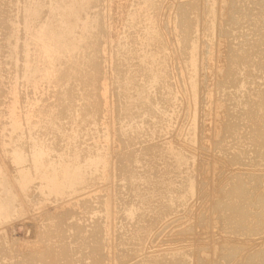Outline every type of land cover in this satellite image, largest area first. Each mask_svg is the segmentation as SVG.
<instances>
[{"label":"rangeland","instance_id":"374dc122","mask_svg":"<svg viewBox=\"0 0 264 264\" xmlns=\"http://www.w3.org/2000/svg\"><path fill=\"white\" fill-rule=\"evenodd\" d=\"M1 1V5H3L4 3L6 4H4L5 10L4 8H2L3 6L0 5V10L3 9L2 12L4 11V16L1 14L2 12L0 13V19L2 17L1 20H4V22L1 21L3 24L0 23V43L2 44H0V51L2 56L3 53L5 54L4 58L6 59L2 58V61H0V71H2V73L0 72V76H5L4 78L0 77V95H2L1 97H3L0 98V133L4 132L3 134L7 138L2 136L3 134H1L0 136V141L4 139L3 143H5L4 145H2L3 147L0 145V147H2L0 148V152L2 153L0 154V209L4 207L0 210V217H2L0 218V220L2 219V221H4L3 219H6V221H9H5L4 223L0 221V223L3 224H0V264L2 262V264H264V224L260 225V221L264 222V151L262 152L261 156H258V154H256L255 152V148L249 145L247 142L248 140H251L250 135H246L248 131L250 132V129H248L247 127H251L253 126V124H257L258 127L260 125L264 127V0H238L239 3L241 1V3H244V5L246 4L247 6H244L243 4L242 6L241 3L239 4L238 2V5L234 4V1L236 2L237 0H127L128 3L126 2V0H96V3H94V5L97 7H93L92 5L93 10L90 9L91 12L89 11V15L93 17L95 16L93 12H96V14H98L97 18L100 22V25L99 27H97L98 29L95 28L96 30L94 29V31L90 29V31L92 30L93 32L91 31L92 33H89L91 35L94 34L91 36L93 38L91 46L87 45L88 49L86 51L83 50L84 48L75 51L76 60L73 61L77 63H72L73 66L69 65L73 81H70L71 77H64L66 76V74H69V72H66L65 66L63 65L61 67H55V74L53 72L54 75H51L50 79L47 78L50 80L49 82H47L48 80L45 79L43 81H46V83H44L43 81L41 82L40 80V83L42 85H40L39 80H35L33 82L28 81L27 83L24 78L25 76H23L24 73H22L23 75H20L19 71L16 70L18 67V69H21V65H23L24 67V65L26 64V61L24 62V49L22 53L21 45L23 43L22 41H24L23 39H25V36L28 33V29L24 26V24H18V22L20 21H17L20 20L22 16L21 13H23L20 8V5L22 7L23 1ZM48 1L50 0H46V3H44L43 0L44 5H47V7L43 6V8L49 9L47 4ZM52 1L55 0H51V2ZM60 1L57 0V2L63 4V0ZM69 1L70 0H65V2L68 3ZM51 2H49L50 6L51 4L53 5V3H55ZM11 3V7L15 8H13L14 11L17 10L19 13L21 12L19 14L17 11H15L18 14H12L14 16L16 15V18L14 16H11V12L8 11H12L11 7H9ZM141 3L144 5V7ZM14 4H19V8ZM123 4L126 6V8H124L125 6ZM54 5L57 6L56 3ZM127 5L129 6V8ZM188 6L189 8L192 6V10L188 9ZM96 8L97 11L94 10ZM123 8L125 9V11ZM221 8L223 9L222 13ZM45 9L44 12L47 13V10ZM133 9L138 12V16H140L141 14L140 17H137L138 19L134 17L135 22L134 20L130 21V17L133 16ZM123 12H127L128 16L125 13L126 16L123 17ZM4 13H8L10 19H8L9 17L6 18V15L8 16V14L5 15ZM99 15H101V17ZM129 15L131 16L129 17ZM3 17H5V19H7L6 21L8 22L11 19L12 23L16 22L17 26L14 27L13 25V27L17 29V31L15 29H12V31L14 30L12 34L11 30H7V28L9 27L7 26L8 24ZM244 18L247 19H245L246 22ZM131 22H134V24H132L135 25L137 29H135V27H131ZM4 23L5 26L3 27ZM88 23L89 22H85L86 25ZM21 25L26 28V33L23 32L25 29L24 27L23 29H21ZM128 25L130 27H128ZM3 28L6 30H3ZM6 31L10 32L9 35L8 33H6ZM20 31H22L23 34ZM135 31L137 33L140 31L141 33L139 32L137 34ZM133 32L134 35L137 34L136 37L138 39L134 35L132 36ZM14 33L18 35L16 36L14 35ZM10 34L18 37V39L14 41L16 37H14L13 39V36L11 37ZM3 36H5L6 38H3ZM8 36L9 38H11L8 39ZM20 37H22V41L20 42L21 45H19L20 43H18L21 40ZM94 37L96 40L98 39L97 42ZM142 38L147 41L145 42V45L143 44L144 40ZM10 40L14 41H12V46H14L15 44L13 49L9 48V46L12 47V43L9 44V42H11ZM62 40H64V38H62ZM133 40L134 43L132 44ZM129 41H131L130 47H128ZM17 43L19 46L16 45ZM146 43L148 45V48L146 47ZM8 44L9 46H7ZM224 44L227 53L225 55L222 54ZM124 45H126L128 49ZM142 45H144V49H148H146V52L143 49ZM190 45L194 46L190 48ZM92 46L94 51L93 49H91ZM133 47L137 48V50L139 49L140 52L142 50V53H140V60L144 62H142L144 65L152 62L153 66L151 68H153V71L150 74H142V76L140 77L138 74V82L136 81L137 83H135L139 84L140 86L143 85L142 88L145 89L146 92H149L146 93L143 90L144 94L146 95H141L143 98H141L140 101L142 102H140L138 105L139 107H141H137L131 117L126 116L123 109L126 108V105H128L125 101L126 99L124 100V95L126 96L125 91L127 90L126 85L129 86L130 84L131 89L129 92H131V95L135 98H137V91L139 90L138 87L135 88V83L133 84L134 77L130 76V73L132 75V73H134L133 70L137 67V65L140 64V62L138 61L137 64L134 65V62L138 60H136V53H139V51L137 52L136 49L132 50L131 48ZM193 47L196 51V54H194L195 56L192 55L194 53V51L192 50ZM15 49H17L18 51ZM130 49L131 52H128L130 51ZM189 49H191V51H189ZM95 50H97L96 53ZM15 51H17L18 53ZM80 51L82 52L79 53ZM9 52H11L12 54L17 53V55L21 53L20 58L17 55L13 54L14 56H16V59L19 58L20 60H14L11 53L9 57ZM86 52L89 53L87 54ZM144 52L147 55H144ZM147 52L150 53V56H152L150 57L151 60H149L150 58H147V56H149ZM82 53L85 54L87 60L85 57H82L84 58H81L82 60L80 59V57L83 55ZM90 53L91 55H89ZM126 53L130 54L131 59ZM131 53H133V55L136 54V57L131 55ZM92 54L93 56H98L97 59L96 56L91 57ZM124 54L128 57L124 56ZM122 55L124 56L123 58ZM88 56H90L91 58ZM142 57L144 60H142ZM99 58L101 61L99 60ZM124 58H129L130 60H125ZM192 58H195V62ZM21 59H23L22 62H20ZM221 59L224 60V69L222 71L219 70L222 66ZM3 60H5L4 62L6 65L3 64ZM7 60H10L12 64ZM78 60H81L83 62H79ZM93 60L95 64L93 63L94 65H90L88 62H93ZM128 60L129 63L131 62V60H135L134 62H132V65H134V67L132 66L133 68L131 67V63L128 64L127 62H125V64L127 63L126 66L125 64H123L124 61ZM14 62H16L17 65ZM190 62L193 63L192 65L194 66H191ZM118 64H120L119 66L122 65V70H120L121 68L118 66ZM13 65L15 68H13ZM74 65L77 70H75V68H72L74 67ZM7 66L10 69H8ZM191 67L194 68L192 69ZM235 67H238L239 72L238 70L237 73L233 72V70L236 69ZM60 68L63 74L59 75ZM13 70L18 72H15ZM73 70L75 71V74H73ZM135 70H137V68ZM82 72L84 73L82 74ZM126 72H128L129 74ZM15 73L16 75L19 74L17 77V80L19 81L16 80V75H14ZM123 73H125V76ZM72 74L73 76L75 75L74 78ZM118 74H121V77L120 75L118 76ZM91 76L95 80L90 78ZM127 76H129L131 79H129V77ZM63 77L64 79H62ZM151 77L154 78L152 79ZM89 79H92L91 83L89 82ZM23 80L24 82L26 81L27 84L24 83ZM139 80H141L140 83L142 84L139 83ZM146 80L148 82L147 84ZM232 80L238 83L245 82L246 84L244 87H242L241 91L243 92L240 91L241 94L244 92L245 93L239 95V98H242H238L237 101L240 100L241 105L237 102V108H243L245 106L244 108H247L246 110H250V108H248L247 106L250 105L252 107V111L254 112L253 114H256L257 116V112H255L254 107H259L258 111L260 112L258 114L260 118L252 124L249 119L246 120V110L243 108L244 113L242 112V114V110L240 109L238 111L237 109V111L239 112L237 115L239 117H237V115L236 117L240 118L239 121L242 123L241 124L239 121L237 122V124L240 126L239 129L245 128V131L244 129L239 130V133L243 130V132L240 133L241 135H231L225 128H223L221 132H218L220 131L219 105L221 102V91L219 90H221L220 87L226 86V83H228V87L230 88ZM29 82L31 83L29 84ZM149 82L151 84L154 83V87ZM222 83L223 85L220 86ZM11 85H13L12 87H14L12 90L10 89ZM32 85L33 87L39 85L37 86L39 87V90L37 91V89L31 87ZM152 87L154 88L153 90ZM101 88H103L104 90ZM229 88L228 91L232 89V86L231 89ZM27 89L29 90V92H27ZM96 89H99L100 91H97ZM10 90L11 92H16L14 93L16 96L13 94V92H9ZM64 90H67L69 92L65 93L66 97L64 94L62 96V93L65 92ZM232 90L234 91V89ZM134 91H136L135 94L137 93V95L134 94L135 96L133 95ZM150 91H152L151 94ZM38 92L41 93L38 94ZM9 93H11V96ZM17 93H19L20 95ZM28 95L30 97H28ZM12 96L13 98L16 97L17 99L13 100ZM31 96H33L34 98H31ZM117 97H119V99ZM228 99L231 100L230 97ZM15 100H19V105L16 104L17 102L15 103ZM229 100L227 104H229ZM10 101L11 104L9 103ZM35 101H38V103H36ZM4 102H7V105H5ZM24 102L27 104L29 102L27 106L28 108H31L30 103L32 107L37 104L38 107L36 106L35 109H42V115L36 116V113L34 114L36 118L33 115L31 116V113L33 114V112L32 110L29 112L26 109L27 107L25 106ZM141 103L142 105H140ZM16 105L19 107V110H16V108H18ZM7 106H10L8 107V112ZM22 108L26 109L27 112ZM62 108H64V110ZM139 110V114L136 113ZM16 111L18 112V114L20 111H22V113L26 115H23L25 118H22L23 116H20L22 115L21 112L19 115L16 114ZM6 112L9 114H6ZM14 112L16 114L15 117H13L15 115ZM12 113L13 115H11ZM140 113H143L144 115H141ZM83 114L86 118L83 116ZM87 114L90 117H87ZM95 114L97 115L95 116ZM11 116L13 118H11ZM40 116H42L43 119ZM53 116L56 118H52ZM80 116L87 120H84ZM29 117H31L32 119L30 118V120ZM8 118L10 119L8 120ZM14 118L16 120H14ZM19 118L23 119L22 123L21 121H19ZM45 119H47L48 121ZM57 119L59 120L55 121ZM65 119L67 120L64 121ZM10 120H14L15 122L17 121L16 123H18L19 121L20 124H18L17 126L14 121L11 122ZM43 120L45 121V123H43ZM129 120H131V123L128 122ZM7 121H10L9 124ZM23 121L25 123L27 121V124L25 125ZM33 121L34 128L33 126L30 127V125H33ZM82 121L88 123L85 124ZM104 121L106 122L104 123ZM227 121L228 118L225 121L224 127ZM78 123H80L81 125ZM83 124L87 127H85ZM14 125L16 126L14 127ZM80 126L82 128H80ZM128 126H131L130 130H128ZM9 127L15 128L10 129V131L12 130L13 132L11 131L10 133L8 131ZM2 128L3 130H5L1 131ZM16 129H18L19 133ZM134 129H136L137 132ZM27 130L28 133H26ZM36 131H38V133ZM129 132L130 134H134V136L129 135ZM9 133H14L15 135L13 134L11 138L10 136H8L10 135ZM16 133L20 134V137L22 138H20ZM56 133L60 136L58 137ZM69 133H73L74 136L73 134H70L68 136ZM238 135L242 137L246 135L243 138L242 143L240 144ZM30 136L34 138H37L38 136L40 138L34 139ZM61 136L62 138H60ZM67 136L72 138H68ZM13 137H19L23 140H20L19 138H17L16 140V138L14 139ZM32 139L35 142L37 141V143L39 142V148L37 146V148H35L34 145H37V143H32ZM7 140L9 143L7 142ZM12 140L16 143L15 145H18L15 146L17 147V149L13 146L14 142ZM39 140L42 143H40ZM43 141L46 142L44 143ZM80 142L82 144H80ZM0 143L2 144V141ZM7 144H10L11 146ZM76 144L78 148H75ZM42 145L44 146L42 147L43 150L40 147ZM46 145L47 149L45 148ZM6 146L7 148H9V153H6L8 152ZM12 147L16 149L15 153H17V160L15 161L13 160L15 159L14 156H16L13 152V150L15 149L12 150ZM49 147L51 148L49 149ZM33 149L34 151H36L37 149L36 153L34 152L36 157H39L37 155H40L42 153L40 156L42 158L43 154H45L44 151L46 152L47 150L50 151V156L52 154L53 155L52 157L48 156L49 152L47 151L44 155L46 157L44 158L43 156V158L45 159V161H48L44 162V160H42L43 158H38V161L34 156V153L32 152ZM17 150H21V152L24 151L22 155L25 154V156L27 157L19 155ZM159 150L162 151L159 152ZM10 151L11 153L13 152V157H11L12 154L10 153ZM77 151H80V153H78ZM87 151L91 153L89 154ZM71 152H73L72 154H74V157L80 154V159L78 158V156L77 158L81 161V164L83 163L82 161L87 160L88 155L90 156L91 154H95V158L98 157L97 160L100 159L101 161L98 160L97 165L95 164L96 166L91 168L88 165L89 161L87 160L86 162H84L85 169H83L84 167H81L80 161L77 162L78 159L72 157V154H69ZM86 152L88 154H86ZM3 153L5 154L3 155ZM237 153H240V155L243 154V158H241L240 156L239 158L241 160L239 159V161L235 160L233 156L238 155ZM56 154L57 156H55ZM2 155H7V159ZM62 155L64 156L62 157ZM69 155H71L73 159H70ZM19 156H21L20 160H18ZM31 156L35 157L33 161V158L31 159ZM47 156L48 158H50L47 159ZM86 156L87 158H85ZM104 156L107 157L103 159ZM143 156H149L148 158L150 161L148 160V158L144 159ZM22 157H25L24 159L29 160L26 161ZM56 157H58L59 159L62 158L63 160L66 159L67 161L65 160L66 163L65 161H62V163H60L61 159L59 160L60 162H58V158L56 159ZM51 158L57 161L52 162ZM68 159H70V162ZM22 160H24V162ZM30 160L33 164L29 162ZM34 161L36 162L34 163ZM27 162H29L30 164H28ZM40 162H42V164H40ZM19 163H22L23 165H20ZM51 163L53 164V166L51 165ZM59 163L62 166L59 165ZM86 163L88 166L86 165ZM143 163L145 164L143 165ZM25 164H27L28 166ZM31 164L32 166L35 165L34 169ZM64 165H68L69 167H65ZM36 166H39L40 169L38 170V167L36 168ZM86 166L90 169L89 172L88 168L86 169ZM3 167L6 169H4ZM10 167L12 169H10ZM43 167L46 169L45 171L42 170L44 169ZM62 167L65 172H63L64 170H62ZM20 168L21 171L19 170ZM50 168H53L52 171L50 170ZM56 168H59L60 170ZM78 168L79 170H77ZM80 168H82L84 171L87 170L88 175L91 173L90 175L93 176L96 173V176L94 175L95 178L93 179L94 176L90 177V180V178H87V176H85L87 175V172L84 173L82 169L80 171ZM24 169H27L28 171H26L25 173L22 171ZM32 169L33 172L31 171ZM18 170L19 174L15 172ZM35 170H37V173ZM49 170L51 172H54L51 174ZM55 170H59L60 172L57 171L55 173ZM6 171H14V176L11 175L13 173L10 172L11 174L9 175ZM38 171L39 173L40 171L41 173L43 171L46 174L47 178L46 176L44 177L45 174L41 173L40 174L43 177H40L41 175H39ZM48 171L50 172L49 174H47ZM66 171L67 173H69L70 171H76V173H78L76 175L75 173L72 174V172H70L72 175L69 174L70 176L66 175L63 177ZM101 171L104 172L105 175ZM27 172H31L33 174H28ZM6 173L8 174V176H11L9 177V180L7 177H3L7 176ZM34 173L37 174V176H35ZM81 173H84L82 174L84 175V178L82 176H79V174L81 175ZM23 174L25 175V177ZM133 174L136 175V179L134 178L135 176H133ZM16 176L17 178H15ZM26 176H28L32 182L28 179L30 181L29 182L26 179ZM66 177H68L69 179H73L68 180V178ZM79 177L81 179H79ZM23 178L25 179V182H27L24 184V186L26 187L27 184L30 185L27 188H25L24 186L22 187L21 185V189H23L22 192V190L19 189L20 184L24 183L21 182L24 181ZM40 178H44L46 180L42 179V181H40ZM140 178H142L143 180L141 179L138 181L137 179ZM63 179H65L67 183ZM77 180L78 183L76 182ZM92 180L93 182H90ZM239 180L242 184L238 183ZM84 181H87V183H85L87 185L81 183ZM134 181L139 182V185L140 182H142L139 186L142 192L139 190V188H137V190L141 194L135 190V187L138 186L136 183L134 187ZM4 182H6V184ZM34 182L37 183L33 184ZM68 182L72 184L73 188ZM234 182H237L240 188V197L238 199H231L233 197L232 184ZM18 183L19 186L16 187ZM31 183L35 186L31 187ZM74 183L78 186H76ZM79 183L81 186L79 185ZM4 184L6 187L7 185L9 186L6 188L7 192L6 189H3L5 188ZM62 184L67 186L69 185L70 188L69 186L68 188H66L67 186L65 187ZM37 185H42L43 187H38ZM56 187L60 188L57 189ZM76 187H78L79 189L77 190ZM17 188L21 193H18L19 191L16 190ZM28 189L29 192H27ZM9 190L10 192L8 193ZM3 191L4 193L6 192L5 195L3 194ZM156 191H162L163 195H161L162 193H158V195L156 196L154 194V192ZM136 192L139 194H137ZM23 193L25 194V197L27 196L28 198H25L22 195ZM10 194H12V197H10ZM91 195H93V197ZM76 196L78 197L76 198ZM104 196V201L106 202L102 204ZM11 198L13 201V204L11 203V207L13 205V208L10 207V204L7 205V203H10ZM67 198L70 199L68 200ZM25 199H27L28 203L24 201ZM97 199H99L100 201ZM230 202H232L234 205H241L243 207L246 213L245 219L228 220L226 218L228 215V211L225 209V204ZM3 204L5 206H2ZM6 207L9 210H7ZM8 207L14 209L12 210L14 212H11L10 208ZM89 210L91 212H89ZM2 211L5 212V214H2ZM7 211H10V213L7 214L9 216L6 215ZM62 211L67 215H64ZM12 213H14V215ZM92 215L94 217H92ZM71 216L74 219H71ZM10 218H12L13 220H11ZM88 218L90 221L88 220ZM95 218L96 220H94ZM65 220L67 223L65 222ZM34 226L36 229L34 228ZM69 227L72 230H70ZM82 229H84L85 231ZM86 230L89 232H87ZM90 231L94 233L92 234L90 233ZM87 235H89L90 238L89 236L86 237ZM48 237H50L51 239H49ZM46 248L52 249L47 250ZM60 249L63 251H61ZM53 251H55L56 253ZM65 251L68 253H66ZM50 253H53L54 256L51 254L50 257ZM57 253H59L60 256L57 255ZM56 255L58 257H56ZM145 261L148 263H146Z\"/></svg>","mask_w":264,"mask_h":264},{"label":"bare ground","instance_id":"6f19581e","mask_svg":"<svg viewBox=\"0 0 264 264\" xmlns=\"http://www.w3.org/2000/svg\"><path fill=\"white\" fill-rule=\"evenodd\" d=\"M1 1V0H0ZM23 1V2H22ZM22 1H19V2H22V7H21V5H20V8H21V11L23 12V13H21V18H20V20H17V21H20V22H18V24L20 23V24H24V26L28 29V33H27V35L25 36V39H23L24 41H22V37H20L21 38V40L18 42V41H16V42H18V43H20L21 41L23 42L22 43V45H21V43L19 44V45H21L22 46V49H21V52L23 51V49H24V58H25V60H24V62L26 61V64L24 65V67H23V65H21L22 67H21V69H16V70H18L19 71V73H20V75L22 74V73H24V75L23 76H25L24 78H25V80L27 81V83H28V81H37V80H39V83H40V80H41V82L45 79V80H48L47 82H49L50 80V77H51V75H54L55 74V67L57 66V67H61V66H65V70H66V72H69V74H66V76H64L65 78L67 77V78H70L71 77V69H70V67H69V65H71V66H73L72 65V63H77V62H75V61H73V60H76V58H75V51L76 50H78V49H82V48H84L83 50L84 51H86L88 48V46L87 45H89V46H91V44H92V35H94V34H90L89 32H91L92 30L94 31V29L95 28H97V27H99V25H100V22L98 21V14H96V12H93L94 14H95V16H96V18H95V16H90L89 15V13L91 12V10L90 9H92L93 10V8H92V5H93V7H97V6H95L94 5V3H96V0H70L69 1V3L68 2H65V0H63L62 2H63V4L61 3H59V2H57V0H55V1H52L51 2V0L50 1H48V7H49V9H45V8H43V6H46L47 7V5L45 4L44 5V3H46V0H44V3H43V0H22ZM60 1V0H59ZM68 1V0H67ZM132 1V0H131ZM137 1V0H136ZM141 1V0H140ZM242 1V0H241ZM241 1H240V3H241ZM244 1V0H243ZM247 1V0H246ZM249 1V0H248ZM251 1V0H250ZM2 2V1H1ZM5 2V1H4ZM6 2H9V1H6ZM49 2H51V3H53V2H55L56 4H57V6L56 5H54L55 3H53V5L51 4V6L49 5ZM61 2V1H60ZM65 2V3H64ZM100 2V1H99ZM126 2H127V0H126ZM146 2V1H145ZM145 2H144V4H145ZM237 2L239 3V1L237 0L236 2L234 1V4H236V5H238L237 4ZM13 3H16V2H13ZM42 3H43V5H42ZM128 3V2H127ZM239 3V4H240ZM247 3V2H246ZM250 3V2H249ZM248 3V4H249ZM2 3H0V5H1ZM4 4H6V3H4ZM1 5V6H3L2 8H4L5 7V5ZM60 4V5H59ZM97 4H98V2H97ZM135 4V3H134ZM142 4V3H141ZM244 5V3H241V5ZM8 5V4H7ZM11 5H12V3L9 5V7H11ZM14 5H16V7L19 5V4H14ZM124 5V4H123ZM129 5H130V3H129ZM136 5V4H135ZM143 5V4H142ZM242 5V6H243ZM246 5V4H245ZM244 5V6H245ZM125 6V5H124ZM128 6V5H127ZM196 6V5H195ZM247 6V5H246ZM99 7H100V5H99ZM99 7H98V9H99ZM123 7V6H122ZM143 7H144V5H143ZM192 7V6H191ZM191 7L189 8V6H188V9H191ZM6 8H7V6H6ZM13 8L14 7H11V10L12 11H14L13 10ZM18 8H19V6H18ZM124 8H126V6L124 7ZM123 8V9H124ZM128 8H129V6H128ZM131 8V7H130ZM133 8H134V6H133ZM0 9H1V7H0ZM9 9V8H8ZM15 9V8H14ZM44 9L45 10H47V13H48V10H49V13L47 14L46 12H44ZM122 9V8H121ZM193 9H194V7H193ZM222 9V8H221ZM3 10V9H2ZM2 10H0V13L2 12ZM4 10H5V8H4ZM18 10H20V9H18ZM94 10H96L97 11V8L96 9H94ZM129 10V9H128ZM134 10V9H133ZM192 10V9H191ZM210 10V9H209ZM9 12H11L10 14H11V16H14V15H12L13 13H17L18 11L17 10H15V11H17V12H12V11H10V10H8ZM90 11V12H89ZM124 11H125V9H124ZM195 11V10H194ZM197 11V10H196ZM4 12V11H3ZM3 12L1 13L2 15H3ZM209 12V11H208ZM223 12V9L221 10V13ZM19 13V12H18ZM17 13V14H18ZM19 13V14H20ZM101 13V12H100ZM124 13V12H123ZM126 14H127V12H125ZM124 13V15H123V17L124 16H126V14ZM143 13V12H142ZM5 14V13H4ZM6 14H8V13H6ZM5 14V15H6ZM128 14H129V11H128ZM128 14H127V16H128ZM1 15V16H2ZM222 15V14H221ZM224 15V14H223ZM4 16V15H3ZM16 16V15H15ZM14 16V17H15ZM100 17H101V15H99ZM131 15H129V17H130ZM140 16H141V14H140ZM140 16H138V12L137 11H135L134 10V12H133V16H131L130 17V21H133L134 20V17L135 18H137V17H140ZM244 16V15H243ZM7 17H9V14H8V16L6 15V18ZM18 17V16H17ZM4 19H5V17H3ZM13 18V17H12ZM16 18V17H15ZM196 18V17H195ZM237 18V17H236ZM240 18V17H239ZM238 18V19H239ZM247 18V17H246ZM246 18H244V20L246 19ZM1 19H2V17H1ZM0 19V23H2V22H4V20L2 21ZM8 19H10V17L8 18ZM18 19V18H17ZM100 19V18H99ZM126 19V18H125ZM132 19V20H131ZM138 19V18H137ZM241 19H242V17H241ZM7 19H5V21H6ZM127 20V19H126ZM193 20V19H192ZM196 20V19H195ZM237 20V19H236ZM240 20V19H239ZM247 20V19H246ZM246 20H245V22H246ZM2 21V22H1ZM85 22H89L87 25L85 24ZM127 22V21H126ZM134 22H135V20H134ZM134 22H131V24L133 23L134 24ZM239 22V21H238ZM244 22V23H245ZM6 23L8 24L7 26L9 27V28H7V30H11L12 31V29H15L14 27H16L17 25V23L16 22H14V23H12V19L8 22V21H6ZM128 23V22H127ZM130 23V22H129ZM243 23V22H242ZM3 24V23H2ZM1 24V25H2ZM130 24V25H131ZM132 24V26L131 27H135V25H133ZM13 25H14V27H13ZM5 26V23H4V25H3V27ZM6 26V27H7ZM24 26H22L21 25V29H23V27ZM137 26V25H136ZM237 26V25H236ZM1 27V26H0ZM24 27V28H25ZM128 27H130L129 25H128ZM141 27V26H140ZM18 28V27H17ZM26 28L24 29V33H26L25 31H26ZM139 28V27H138ZM241 28V27H240ZM1 29V28H0ZM21 29H19V30H21ZM90 29H92L91 31H90ZM98 29V28H97ZM135 29H137L136 27H135ZM134 29V30H135ZM3 30H6V29H4L3 28ZM2 30V31H3ZM16 31H17V29H15ZM96 30V29H95ZM129 30V29H128ZM139 30H141V29H139ZM146 30V29H145ZM147 30H148V28H147ZM15 31V32H16ZM92 31V32H93ZM13 32H14V30L11 32L12 34H13ZM20 32H22V31H20ZM23 32H22V34H23ZM91 32V33H92ZM126 32V31H125ZM136 32V31H135ZM140 32V31H139ZM138 32V33H139ZM5 33V32H4ZM6 33H8V35H9V33L10 32H8V31H6ZM137 33V32H136ZM137 33V34H138ZM141 33V32H140ZM196 33V32H195ZM99 34V33H98ZM102 34V33H101ZM132 34V33H131ZM137 34L136 35H134V32H133V34H132V36L134 35L135 37L137 36ZM192 34V33H191ZM11 35V34H10ZM14 35H16L15 33H14ZM18 35V34H17ZM16 35V36H17ZM21 35V34H20ZM129 35V34H128ZM1 36V35H0ZM13 35H11V37H12ZM16 36H13V39H14V37H16ZM23 36V37H24ZM131 36V35H130ZM131 36V37H132ZM5 36H3V38H4ZM10 37V38H11ZM96 37V36H95ZM95 37H94V39H95ZM127 37V36H126ZM142 37V36H141ZM6 38V37H5ZM9 38V36H8V39H10ZM62 38H64V40H62ZM124 38V37H123ZM137 38V37H136ZM140 38V37H139ZM8 39H6V40H8ZM18 39V37H16V39H14V41L15 40H17ZM127 39V38H126ZM129 39V38H128ZM138 39V38H137ZM143 40H144V38H142ZM146 39V38H145ZM1 40V39H0ZM3 40V39H2ZM96 40V39H95ZM94 40V41H95ZM98 40V39H97ZM97 40H96V42H97ZM135 40V39H134ZM134 40H133V42H132V44L134 43ZM140 40V39H139ZM142 40V41H143ZM11 42H9V44H11V46L13 45V40H10ZM13 41V42H12ZM102 41V40H101ZM191 41H192V39H191ZM190 41V42H191ZM193 41H194V39H193ZM234 41V40H233ZM3 42V41H2ZM121 42H123V41H121ZM130 42L131 41H129L128 42V44H129V46L128 47H130ZM136 42H137V40H136ZM135 42V43H136ZM140 42V41H139ZM145 42H147V41H145L144 40V45H145ZM189 42V43H190ZM18 43L16 44V45H18ZM99 43V42H98ZM142 43V42H141ZM197 43V42H196ZM1 44V43H0ZM9 44L7 45V46H9ZM139 44V43H138ZM191 44V43H190ZM192 44H195V43H192ZM2 45V44H1ZM18 45V46H19ZM102 45V44H101ZM127 45V44H126ZM126 45H124V46H126ZM135 45V44H134ZM133 45V46H134ZM144 45H142L143 46V49H144ZM14 46H15V44H14ZM14 46H12V47H10L9 46V48H11V49H13V47ZM115 46V45H114ZM117 46V45H116ZM123 46V45H122ZM137 46V45H136ZM140 46V45H139ZM148 45H147V43H146V47H147ZM192 46H194V45H192ZM191 45H190V48L192 47ZM6 47V46H5ZM132 47V46H131ZM135 47V46H134ZM131 48L132 50L133 49H136V51L138 52L139 51V53H136V54H134L133 55V53H131V55H133L134 57H136V62H134L135 60H131V67L133 66L134 67V65L135 64H137V62L139 61L140 62V64L139 65H137V70H133L134 71V73H132V75H131V73H130V76L131 77H134V79H133V84L137 81L138 82V79L137 78H139L140 76H142V74H146V73H148V74H150L152 71H153V68H151L152 66H153V64H152V62L151 63H149V64H143L144 62L143 61H141L140 60V53H142V50H141V52H140V50L138 49L137 50V48ZM138 47V46H137ZM145 47V48H146ZM3 48V47H2ZM16 48V47H15ZM90 48V47H89ZM126 48H127V46H126ZM148 48V47H147ZM146 48V49H147ZM195 48H196V46H195ZM195 48L193 47L192 48V50L194 51V53L192 54L193 56H195L194 54H196V51H195ZM19 49V50H20ZM91 49H93V46H92V48ZM96 49V48H95ZM98 49V48H97ZM119 49V48H118ZM124 49V48H123ZM128 49V48H127ZM131 49H130V51H128V52H131ZM140 49H142V48H140ZM146 49H144L145 50V52H146ZM15 50H17V49H15ZM90 50V49H89ZM100 50V49H99ZM148 50V49H147ZM10 51V50H9ZM18 51V50H17ZM17 51H15V52H17ZM93 51H94V49H93ZM120 51V50H119ZM123 51V50H122ZM189 51H191V49H189ZM192 51V52H193ZM2 52H3V50H2ZM12 52H14V51H12ZM82 51H80L79 53H81ZM97 52V50H95V53ZM101 52V51H100ZM133 52V51H132ZM144 52V53H145ZM191 52V53H192ZM10 53L11 52H9V57H10ZM18 53V52H17ZM17 53L15 54V53H13V54H15V55H17ZM84 53V52H83ZM82 53V54H83ZM87 53V52H86ZM89 53V52H88ZM87 53V54H88ZM121 53V52H120ZM124 53H125V50H124ZM148 53V52H147ZM190 53V52H189ZM12 53H11V55H13ZM21 54V53H20ZM20 54H18L17 56L20 58ZM81 54V55H82ZM98 54H100V53H98ZM127 54V53H126ZM149 54V56H147V58L149 59L150 57H152V56H150V53H148ZM221 54V53H220ZM222 54L223 55H225V54H227L226 53V50H225V44H224V46H223V50H222ZM4 53H3V56H2V54H1V51H0V61H2V58H4ZM78 55V54H77ZM84 55V56H83ZM81 57H80V59L82 58V57H85L86 58V56H85V54H83ZM89 55H91V53L89 54ZM127 55H129V57H130V59H131V56H130V54H127ZM136 55V56H135ZM144 55H147L146 53L144 54ZM8 56V55H7ZM6 56V57H7ZM23 56V55H22ZM96 56V55H95ZM95 56H93V54H92V56L91 57H95ZM120 56V55H119ZM124 56H126L125 54H124ZM123 55H122V58L124 57ZM132 56V57H133ZM190 56H191V54H190ZM79 57V56H78ZM88 57H90V56H88ZM90 57V58H91ZM97 57L98 56H96V59H97ZM126 57H128V56H126ZM8 58V57H7ZM13 58H14V60H18V59H16V56H14L13 55ZM22 58V57H21ZM101 58V57H100ZM100 58H99V60H100ZM121 58V59H122ZM146 58V59H147ZM4 59H6V58H4ZM11 59V58H10ZM82 59H84V58H82ZM81 59V60H82ZM95 59V58H94ZM120 59V60H121ZM125 60L126 59H129V58H124ZM129 59V60H130ZM133 59H135V58H133ZM193 59V58H192ZM191 59V60H192ZM20 60V59H19ZM22 60L23 59H21V61L20 62H22ZM81 60H78L79 62H83V61H81ZM86 60H87V58H86ZM89 60V59H88ZM123 60V59H122ZM121 60V61H122ZM129 60L128 61H124V63L123 64H125V62H127L128 64H130L129 63ZM142 60H144L143 59V57H142ZM149 60H151V58L149 59ZM148 60V61H149ZM194 60V62H195V58L193 59ZM5 60H3V62H4ZM7 61H9L10 62V60H7ZM101 61V60H100ZM147 61V62H148ZM221 61H222V66H221V69H219V70H223L224 69V60L223 59H221ZM12 62H13V60H12ZM18 62V61H17ZM84 62H85V60H84ZM96 62V61H95ZM123 62V61H122ZM132 62H134V65H132ZM143 62V63H142ZM146 62V61H145ZM11 63V62H10ZM14 63H16V62H14ZM90 65H94L95 63H94V60H93V62H88ZM94 63V64H93ZM119 63V62H118ZM127 63L125 64V66L127 65ZM191 63V62H190ZM3 64H5V62L3 63ZM12 64V63H11ZM21 64V63H20ZM120 64H121V62H120ZM120 64H118V66L120 65ZM193 63H191V66H194V65H192ZM6 65V64H5ZM15 65V64H14ZM14 65H13V68H15L14 67ZM16 65H17V63H16ZM15 65V66H16ZM19 65V64H18ZM76 65V64H75ZM75 65H74V67H72V68H75ZM81 65V64H80ZM9 66V65H8ZM8 66H7V68H8ZM122 66V65H121ZM121 66H119L120 68H121ZM130 66V65H129ZM1 67V66H0ZM4 67H6V66H4ZM81 67V66H80ZM132 67V68H133ZM12 68V69H13ZM119 68V69H120ZM123 68V67H122ZM122 68L120 69V70H122ZM192 69L194 68V67H191ZM236 68V67H235ZM8 69H10V68H8ZM82 69V68H81ZM127 69H128V67H127ZM126 69V70H127ZM75 70H77V68H75ZM235 70V71H234ZM233 70V72H236L237 73V70H238V72H239V69H238V67L236 68V69H234ZM9 71V70H8ZM13 71H15V70H13ZM18 71H15V72H18ZM124 71V70H123ZM131 71H132V69H131ZM1 73H2V71H0ZM7 72V71H6ZM53 72H54V74H53ZM75 71L73 70V74H75L74 73ZM125 72V71H124ZM9 73V72H8ZM57 73V72H56ZM84 72H82V74H83ZM120 73V72H119ZM126 73H128V72H126ZM236 73H234V74H236ZM60 74H63V72L61 71V68H60V71H59V75ZM73 74H72V76H73ZM124 74V76H125V73H123ZM129 74V73H128ZM138 74H139V77H138ZM156 74V73H155ZM9 75V74H8ZM12 75V74H11ZM14 75H16V73L14 74ZM18 75L19 74H17L16 75V80L18 79L17 77H18ZM120 75V77H121V74H118V76ZM6 76H7V74H6ZM75 76V75H74ZM74 76H73V78H74ZM123 76V75H122ZM156 76V75H155ZM0 77H2V78H4L3 76H0ZM64 77L62 78V79H64ZM88 77V76H87ZM127 77H129V76H127ZM10 78H12V77H10ZM21 78V77H20ZM23 78V79H24ZM47 78H49V79H47ZM90 78H92V76L90 77ZM152 79L154 78V77H151ZM71 80L70 81H73L72 80V77L70 78ZM92 79H94V78H92ZM91 79V80H92ZM127 79V78H126ZM129 79H131L130 77H129ZM137 79V80H136ZM141 79H142V77H141ZM156 79V78H155ZM154 79V80H155ZM3 80V79H2ZM22 80V79H21ZM66 80H68V79H66ZM90 80V79H89ZM91 80L89 81L90 83H91ZM95 80V79H94ZM119 80V79H118ZM128 80V79H127ZM151 80V79H150ZM11 81V80H10ZM17 81H19V80H17ZM16 81V82H17ZM26 81L24 82V80H23V82L24 83H26ZM86 81V80H85ZM88 81V80H87ZM120 81V80H119ZM126 81V80H125ZM140 81L141 80H139V83H140ZM15 82V81H14ZM21 82V81H20ZM44 82V81H43ZM94 82V81H93ZM92 82V83H93ZM118 82V81H117ZM136 82V83H137ZM157 82V81H156ZM13 83V82H12ZM11 83V84H12ZM24 83H22V84H24ZM26 83V84H27ZM31 82H29V84H30ZM37 83V82H36ZM38 83V84H39ZM44 83H46V81L44 82ZM43 83V84H44ZM71 83V82H70ZM74 83V82H73ZM135 83V85H136V87L135 88H139V90L137 91L138 92V96H137V98H135V97H133L131 94V92H129L130 91V89H131V87H130V84H129V86L128 85H126V89L128 90H126L125 92V94H126V96L124 95V100L126 101V103L128 104V105H126V108H124L123 109V111H124V113H125V115L126 116H131L132 117V115L134 114V111L137 109V107H139L138 105H139V103L140 102H142V101H140V99L141 98H143L141 95H146V94H144V91L146 92V90L145 89H143L142 88V86H140L139 84H136ZM148 82H147V80H146V84H147ZM150 83V82H149ZM154 83H155V81H154ZM153 83V84H154ZM226 83V82H225ZM20 84V83H19ZM33 84V83H32ZM88 84V83H87ZM140 84H142V83H140ZM145 84V83H144ZM151 84V83H150ZM153 84H151L153 87H154V85ZM227 85L226 86H223V87H220L221 88V90H219V91H221L220 92V95H221V102H220V127H219V130L220 131H218V132H221V130L223 129V128H225V129H227V132H229L231 135H237V134H240L241 132H243V130L239 133V130L240 129H244V131H245V128H240L239 129V125L237 124V122L240 120V118H237V117H239L237 114L239 113L238 111L241 109L242 111H241V113L243 112L244 113V111H243V108L245 107L244 105V107L243 108H237V102H238V104H240L241 105V101L240 100H238L237 101V99L239 98V95L241 94L240 93V91L242 90V87H244L246 84H245V82H241V83H238V82H235L234 80H232V83H231V86H232V89H234V91L231 89V86H230V88L228 87V83H226ZM241 84V85H240ZM5 85V84H4ZM13 85H15V84H13ZM13 85H11V90L14 88V87H12ZM17 85V84H16ZM40 85H42L41 83H40ZM74 85V84H73ZM132 85V84H131ZM223 85V83L220 85V86H222ZM225 85V84H224ZM8 86V85H7ZM6 86V87H7ZM24 86V85H23ZM23 86H22V88H23ZM37 86H39V85H36V87ZM45 86V85H44ZM93 86V85H92ZM128 86V87H127ZM147 86V85H146ZM3 87V86H2ZM16 87V86H15ZM25 87V86H24ZM31 87H33V85L31 86ZM33 87V88H35V89H37V91L39 90L38 88L39 87ZM64 87V86H63ZM62 87V88H63ZM66 87V86H65ZM134 87V86H133ZM148 87H149V84H148ZM152 87V90L154 89ZM29 88V87H28ZM94 88V87H93ZM145 88V87H144ZM151 88V87H150ZM150 88H148V89H150ZM228 88L229 89H231V90H229L228 91ZM236 88H237V90H236ZM25 89V88H24ZM66 89V88H65ZM101 89H103V88H101ZM133 89V88H132ZM6 90V89H5ZM11 90L9 91V92H11ZM15 90V89H14ZM34 90V89H33ZM97 90V89H96ZM99 90V89H98ZM97 90V91H98ZM104 90V89H103ZM136 90V89H135ZM144 90V91H143ZM238 90H239V92H238ZM3 91V90H2ZM16 91V90H15ZM24 91V90H23ZM31 91V90H30ZM35 91V90H34ZM42 91H43V89H42ZM65 91V90H64ZM96 91V92H97ZM100 91V90H99ZM102 91V90H101ZM148 91V90H147ZM232 91V92H231ZM236 91V92H235ZM13 92V91H12ZM11 92V93H12ZM21 92V91H20ZM26 92V91H25ZM27 92H29V90L27 89ZM46 92V91H45ZM66 92H68L67 90L64 92V93H62V96H63V94L65 95V93ZM122 92V91H121ZM135 92L136 91H134V93H133V95L135 94ZM149 92V91H148ZM148 92H146V93H148ZM151 92L152 91H150V94H151ZM241 92H243V91H241ZM3 93V92H2ZM11 93H9L10 94V96H11ZM14 93H16V92H13V94ZM34 93V92H33ZM41 93V92H40ZM39 92H38V94H40ZM69 93V92H68ZM67 93V94H68ZM99 93H101V92H99ZM104 93V92H103ZM245 93V92H244ZM244 93H242V94H244ZM17 94H19V93H17ZM32 94V93H31ZM71 94V93H70ZM70 94H69V96H70ZM241 94V95H242ZM4 95V94H3ZM15 95V94H14ZM20 95V94H19ZM35 95H36V93H35ZM44 95V94H43ZM103 95V94H102ZM135 95H137V93L135 94ZM134 95V96H135ZM2 95H0V98H3V97H1ZM16 96V95H15ZM14 96V97H15ZM24 96H26V95H24ZM34 96V95H33ZM33 96H31V98L33 97ZM47 96V95H46ZM68 96V95H67ZM74 96V95H73ZM72 96V97H73ZM101 96V95H100ZM18 97V96H17ZM28 97H30L29 95H28ZM65 97H66V95H65ZM71 97V98H72ZM102 97V96H101ZM230 97V99L231 100H229L228 98ZM6 98V97H5ZM5 98H4V100H5ZM9 98V97H8ZM7 98V99H8ZM12 98H13V96H12ZM11 98V99H12ZM34 98V97H33ZM41 98H45V97H41ZM70 98V99H71ZM118 99H119V97H117ZM147 98V97H146ZM240 98H242V97H240ZM239 98V99H240ZM14 99H17L16 97L15 98H13V100ZM28 99V98H27ZM26 99V100H27ZM69 99V98H68ZM101 99V98H100ZM99 99V100H100ZM121 99V98H120ZM36 100V99H35ZM39 100H40V97H39ZM228 100H229V104H227V102H228ZM236 100V101H235ZM243 100V99H242ZM9 101V100H8ZM12 101V100H11ZM11 101L9 102L10 104H11ZM19 101V100H18ZM18 101L17 100H15V103L16 104H18ZM31 101V100H30ZM34 101V100H33ZM66 101H67V99H66ZM121 101V100H120ZM240 101V102H239ZM36 103H38V101H35ZM69 102H70V100H69ZM72 102V101H71ZM143 102H144V100H143ZM5 103V102H4ZM7 103V102H6ZM5 103V105H7ZM9 103H8V105H9ZM13 103V102H12ZM93 103V102H92ZM125 103V102H124ZM145 103H146V101H145ZM242 103H243V101H242ZM14 104V103H13ZM24 104H25V106L27 107L28 106V104H29V102H28V104L27 103H25L24 102ZM27 104V105H26ZM65 104V103H64ZM70 104V103H69ZM19 105V104H18ZM39 105V104H38ZM72 105V104H71ZM140 105H142V103L140 104ZM147 105V104H146ZM145 105V106H146ZM148 105H149V103H148ZM239 105V106H240ZM11 106V105H10ZM10 106H7V112H8V107H10ZM13 106V105H12ZM17 106V105H16ZM16 106H14V107H16ZM37 106V104H35V106L34 107H32L31 106V103H30V107L31 108H26L29 112L32 110V112H33V114L31 113V116L33 115L34 117H35V115L34 114H36V116H39V115H42V109H39V108H36L35 109V107ZM68 106V105H67ZM123 106V105H122ZM143 106H144V103H143ZM248 106V108H250V110H246L245 108V110H246V113H245V116H246V120H248L249 119V121L253 124L255 121H257L260 117H259V111H258V108L259 107H254L255 108V112H257V116H256V114H253L254 112L252 111V107L250 106V105H247ZM18 107V106H17ZM38 107V106H37ZM70 107V106H69ZM72 107V106H71ZM106 107V106H105ZM125 107V106H124ZM128 107V108H127ZM141 107V106H140ZM139 107V108H140ZM150 107V106H149ZM3 108V107H2ZM13 108V107H12ZM66 108H68V107H66ZM73 108V107H72ZM257 108V109H256ZM14 109V108H13ZM12 109V110H13ZM19 110V107L18 108H16V110ZM23 110H25L26 111V109H24V108H22ZM59 109V108H58ZM63 110H64V108H62ZM69 109H71V108H69ZM146 109V108H145ZM237 109H238V111H237ZM10 110H11V108H10ZM10 110H9V113H10ZM103 110V109H102ZM107 110V109H106ZM105 110V111H106ZM5 111V110H4ZM15 111V110H14ZM61 111V110H60ZM70 111V110H69ZM260 111H261V109H260ZM6 112V114H9V113H7ZM13 112V111H12ZM17 112V111H16ZM21 112V114L22 115H20L21 117L24 115V113H22V111H20ZM20 112H19V114H20ZM27 112V111H26ZM139 112H140V110L138 111V112H136V113H138L139 114ZM142 112V111H141ZM145 112V111H144ZM143 112V113H144ZM237 112V113H236ZM90 113V112H89ZM88 113V114H89ZM93 113V112H92ZM100 113V112H99ZM103 113V112H102ZM142 113V114H143ZM228 113H229V115H228ZM242 113V114H243ZM14 114H15V112H14ZM16 114H18V112L16 113ZM16 114L13 116V117H15L16 116ZM18 114V115H19ZM80 114V113H79ZM85 114V113H84ZM84 114H83V116H84ZM88 114H87V117H90V116H88ZM141 114V113H140ZM141 114V115H142ZM254 115V118H253V115ZM2 115V114H1ZM11 115H13V113L11 114ZM17 115V116H18ZM52 115H53V113H52ZM51 115V116H52ZM55 115V114H54ZM61 115V114H60ZM82 115V114H81ZM97 114H95V116H96ZM99 115V114H98ZM136 115V114H135ZM144 115V114H143ZM236 115H237V117H236ZM6 116H8V115H6ZM24 116H26V115H24ZM22 117V118H25V117ZM28 116H29V114H28ZM47 116V115H46ZM45 116V117H46ZM50 116V117H51ZM101 116H102V114H101ZM248 116V117H247ZM10 117V116H9ZM12 116H11V118H13ZM40 117H42V116H40ZM39 117V118H40ZM60 117V116H59ZM58 117V118H59ZM67 117V116H66ZM72 117V116H71ZM70 117V118H71ZM77 117V116H76ZM80 117H82V116H80ZM85 117V116H84ZM98 117V116H97ZM146 117V116H145ZM251 117V118H250ZM18 118V117H17ZM31 117H29V119H30ZM36 118V117H35ZM52 118H56V117H52ZM61 118V117H60ZM68 118V117H67ZM83 118V117H82ZM82 118H80V119H82ZM86 118V117H85ZM85 118H83L84 120H87V119H85ZM94 118V117H93ZM96 118V117H95ZM99 118V117H98ZM128 118V117H127ZM126 118V119H127ZM130 118V117H129ZM137 118V117H136ZM227 118H228V121H227V123H226V125H225V127H224V124H225V121L227 120ZM261 118H262V115H261ZM10 118H8V120H9ZM20 119V120H19ZM18 120L19 121H21V123H22V120L23 119H21V118H19ZM28 119V118H27ZM26 119V120H27ZM28 119V120H29ZM32 119V118H31ZM30 119V120H31ZM38 119V118H37ZM41 119V118H40ZM42 119H43V117H42ZM73 119V118H72ZM71 119V120H72ZM89 119V118H88ZM125 119V118H124ZM135 119V118H134ZM14 120H16L15 118H14ZM14 120H10L11 122H13ZM45 120H47V119H45ZM59 119H57V120H55V121H58ZM61 120H63V119H61ZM67 119H65L64 121H66ZM90 120H92V119H90ZM94 120V119H93ZM98 120V119H97ZM141 120V119H140ZM139 120V121H140ZM232 120V121H231ZM9 121V122H10ZM18 121V123H16L15 121V123L17 124V126H18V124H20V122ZM37 121V120H36ZM48 121V120H47ZM54 121V120H53ZM89 121V120H88ZM102 121V120H101ZM125 121V120H124ZM123 121V122H124ZM131 120H129L128 122H130ZM231 121V122H230ZM241 121H242V119H241ZM5 122V121H4ZM8 122V121H7ZM6 122V123H7ZM9 122H8V124H9ZM24 122V121H23ZM39 122V121H38ZM70 122V121H69ZM78 122V121H77ZM82 122H84V121H82ZM96 122V121H95ZM99 122V121H98ZM106 121H104V123H105ZM127 122V121H126ZM240 122V121H239ZM25 123V122H24ZM28 123H29V121H28ZM37 123V122H36ZM35 123V124H36ZM43 123H45V121L43 120ZM81 123V122H80ZM80 123H78V124H80ZM85 123V122H84ZM88 122H86L85 124H87ZM92 123H93V121H92ZM103 123V124H104ZM131 123V122H130ZM139 123V122H138ZM241 123V122H240ZM239 123V124H240ZM7 124V125H8ZM14 124V123H13ZM27 124V121H26V123H25V125ZM31 124H32V122H31ZM41 124V123H40ZM39 124V125H40ZM53 124V123H52ZM54 124H55V122H54ZM58 124V123H57ZM73 124V123H72ZM76 124V123H75ZM78 124H77V126H78ZM97 124V123H96ZM122 124V123H121ZM136 124V123H135ZM242 124V123H241ZM240 124V125H241ZM3 125V124H2ZM23 125V124H22ZM37 125V124H36ZM45 125V124H44ZM43 125V126H44ZM81 125V124H80ZM84 125V124H83ZM89 125V124H88ZM93 125V124H92ZM128 125H130V124H128ZM134 125V124H133ZM4 126V125H3ZM16 125H14V127H15ZM28 126H29V124H28ZM33 126V128H34V121H33V125H30V127H32ZM41 126V125H40ZM74 126V125H73ZM85 127H87L86 125H84ZM83 126V127H84ZM97 126V125H96ZM138 126H140V125H138ZM142 126V125H141ZM2 127V126H1ZM13 127V128H14ZM20 127V126H19ZM48 127V126H47ZM50 127V126H49ZM58 127V126H57ZM61 127V126H60ZM129 127V129L128 130H130V128H131V126H128ZM133 127V126H132ZM143 127V126H142ZM243 127V126H242ZM4 128V127H3ZM3 128L1 129V131L3 130ZM8 128V127H7ZM12 128V127H11ZM10 127H9V132L11 133V131H10V129H11ZM12 128V129H13ZM40 128V127H39ZM74 128V127H73ZM80 128H82L81 126H80ZM89 128V127H88ZM97 128V127H96ZM95 128V129H96ZM100 128V127H99ZM98 128V129H99ZM108 128V127H107ZM123 128V127H122ZM137 128H139V127H137ZM141 128V127H140ZM248 129H250V132L248 131L247 132V134L246 135H250V137H251V140H248L247 142H248V144L249 145H251V146H253L254 148H255V152H256V154H258V156H261V154H262V152L264 151V127H262V125H260L259 127L257 126V124H253V126H251V127H247ZM246 128V129H247ZM15 129V128H14ZM21 129V128H20ZM41 129V128H40ZM62 129V128H61ZM85 129V128H84ZM101 129V128H100ZM126 129V128H125ZM133 129V128H132ZM218 129V128H217ZM5 130V129H4ZM3 130V131H4ZM17 130V132H18V129H16ZM24 130H25V128H24ZM66 130V129H65ZM71 130H74V129H71ZM121 130V129H120ZM135 131H136V129H134ZM30 131V130H29ZM47 131V130H46ZM50 131V130H49ZM83 131V130H82ZM133 131V130H132ZM13 132V131H12ZM14 132H15V130H14ZM32 132V131H31ZM31 132H29V133H31ZM37 133H38V131H36ZM44 132V131H43ZM80 132V131H79ZM96 132V131H95ZM124 132V131H123ZM126 132V131H125ZM137 132V131H136ZM143 132V131H142ZM4 133V132H3ZM3 133H0V136H1V134H3ZM9 133V134H10ZM19 133V132H18ZM18 133H16L19 137H20V134H18ZM26 133H28V130H27V132ZM33 133V132H32ZM46 133H48V132H46ZM59 133V132H58ZM77 133V132H76ZM14 133H12V134H10V135H8V136H10L11 138H12V135H13ZM24 134V133H23ZM34 134V133H33ZM42 134V133H41ZM57 134V133H56ZM64 134H66V133H64ZM72 135L73 133H69L68 134V136L69 135ZM81 134V133H80ZM88 134H89V132H88ZM123 134H125V133H123ZM138 134V133H137ZM143 134V133H142ZM141 134V135H142ZM15 135V134H14ZM16 135V136H17ZM27 135V134H26ZM35 135V134H34ZM39 135V134H38ZM47 135V134H46ZM55 135V134H54ZM58 135V134H57ZM61 135H63V134H61ZM121 135V134H120ZM129 135H133L134 136V134H130V132H129ZM139 135V134H138ZM241 135V134H240ZM245 135V136H246ZM2 136H4V134L2 135ZM36 136V135H35ZM51 136V135H50ZM53 136V135H52ZM60 135H58V137H59ZM67 136V137H68ZM73 136H74V134H73ZM85 136V135H84ZM90 136V135H89ZM124 136V135H123ZM239 136V135H238ZM245 136H239V144L240 143H242V140H243V138L245 137ZM4 137H6V136H4ZM4 137H2V138H4ZM9 137V138H10ZM19 137H15L16 138V140H17V138H19ZM23 137H25V136H23ZM30 137H32V136H30ZM29 137V138H30ZM64 137H65V135H64ZM79 137V136H78ZM99 137V136H98ZM122 137V136H121ZM1 138V139H2ZM7 138V137H6ZM14 138V137H13ZM14 138V139H15ZM20 138H22V137H20ZM19 138V139H20ZM32 138H34V137H32ZM37 138H40V137H38L37 136ZM37 138H34V139H37ZM44 138V137H43ZM47 138V137H46ZM60 138H62V136L60 137ZM68 138H72V137H68ZM89 138V137H88ZM128 138V137H127ZM230 138H232V137H230ZM18 139V140H19ZM27 139H28V137H27ZM31 139V138H30ZM56 139H57V136H56ZM74 139V138H73ZM72 139V140H73ZM129 139V138H128ZM127 139V140H128ZM4 139H2L1 141H2V144L0 143V145L2 146V145H4L5 143H3L4 141H3ZM11 140V139H10ZM20 140H23V139H20ZM26 140V139H25ZM51 140V139H50ZM61 140V139H60ZM63 140V139H62ZM91 140V139H90ZM0 141V142H1ZM6 141V140H5ZM13 141V140H12ZM30 141V140H29ZM29 141H28V143H29ZM40 141V140H39ZM48 141V140H47ZM69 141V140H68ZM80 141H82V140H80ZM7 142H8V140H7ZM14 142V141H13ZM17 142V141H16ZM20 142H22V141H20ZM37 143V141L35 142V141H33V139H32V143ZM44 142V141H43ZM46 142V141H45ZM44 142V143H45ZM85 142V141H84ZM105 142V141H104ZM9 143V142H8ZM10 143H12V142H10ZM39 143V142H38ZM38 143H37V145H34L35 146V148H37L38 147ZM40 143H42L41 141H40ZM64 143H65V141H64ZM87 143V142H86ZM86 143H84V144H86ZM16 143L14 142V144H13V146L15 147V146H18V145H15ZM18 144H19V142H18ZM20 144H22V143H20ZM27 144V143H26ZM62 144V143H61ZM73 144V143H72ZM80 144H82L81 142H80ZM100 144V143H99ZM7 145H10V144H7ZM44 145V144H43ZM40 146L41 147V149H42V147H44V146ZM55 145H56V143H55ZM11 146V145H10ZM20 146V145H19ZM21 146H24V145H21ZM32 146V145H31ZM37 146V147H36ZM48 146H50V145H48ZM53 146V145H52ZM67 146V145H66ZM71 146V145H70ZM74 146V145H73ZM83 146V145H82ZM3 147V146H2ZM2 147H0V148H2ZM33 147V146H32ZM32 147H31V150H32ZM47 147V145L45 146V148ZM58 147V146H57ZM60 147H62V146H60ZM72 147V146H71ZM6 148H7V146H6ZM6 148H3V149H6ZM16 149H17V147H15ZM15 148H13L12 147V150L13 149H15ZM23 148V147H22ZM27 148V147H26ZM34 148V147H33ZM39 148V147H38ZM45 148H44V150H45ZM51 147H49V149H50ZM68 148V147H67ZM75 148H78L77 147V144H76V147ZM102 148V147H101ZM9 148H7V151L8 152H6V153H9V150H8ZM11 149V148H10ZM16 149L15 150H13V152L15 153V151H16ZM19 149V148H18ZM21 149V148H20ZM29 149V148H28ZM47 149V148H46ZM55 149V148H54ZM58 149V148H57ZM64 149H65V147H64ZM2 150V149H1ZM11 150V151H12ZM43 150V149H42ZM42 150H41V152H42ZM59 150V149H58ZM62 150V149H61ZM73 150H74V148H73ZM85 150V149H84ZM84 150H83V152H84ZM238 150H240V149H238ZM241 150H243V149H241ZM3 151V150H2ZM11 151H10V153H11ZM18 151V150H17ZM19 151H20V153H19ZM18 151V154L19 155H22V153L24 152H21V150H19ZM36 151H37V149H36ZM36 151H34V149H33V153L35 152L36 153ZM48 151V150H47ZM46 151V152H47ZM52 151V150H51ZM65 151V150H64ZM160 151H162V150H159V152ZM5 152V151H4ZM12 152V153H13ZM30 152V151H29ZM31 152V153H32ZM40 152V151H39ZM46 152L44 151V153L46 154ZM49 152V155H48V153H47V155L48 156H50V151H48ZM78 152V151H77ZM88 152V151H87ZM86 152V154H88ZM142 152V151H141ZM156 152V151H155ZM241 152V151H240ZM11 153V154H12ZM32 153V154H33ZM35 153H34V156H35ZM53 153V152H52ZM58 153V152H57ZM73 152H71V153H69V154H72ZM78 153H80V151L78 152ZM91 153V152H90ZM89 153V154H90ZM242 153H244V152H242ZM0 154H2L1 152H0ZM5 153H3V155H4ZM17 153H15V155H16ZM39 154V153H38ZM42 154V153H41ZM41 154L40 155H37V156H39V157H36L37 158V160H38V158L39 159H42L43 158V156L45 155V154H43V156H42V158L40 157L41 156ZM64 154V153H63ZM76 154V153H75ZM81 154H83V153H81ZM85 154V153H84ZM147 154V153H146ZM238 155H233L234 156V159L235 160H238L239 161V157L241 156V158H243L242 157V155H240V153H237ZM2 155V156H3ZM13 155L14 154H12L11 155V157H13ZM31 155V154H30ZM30 155H29V157H30ZM53 155V154H52ZM52 155L50 156V157H52ZM59 155V154H58ZM67 155V154H66ZM74 154H72V157H74L73 156ZM80 155V154H79ZM79 155H77L78 156V158L80 159V156ZM95 155V154H94ZM93 154H91L90 156L88 155V158H87V156L85 157V158H87V160L89 161V166L91 167V168H93L94 166H96L97 165V161L98 160H100V159H98L97 160V158H95V156H94ZM144 155V154H143ZM148 155H149V153H148ZM159 155H160V153H159ZM158 155V156H159ZM7 155H5V156H3L4 158L6 157ZM9 156V155H8ZM22 156H25V154L24 155H22ZM48 156H47V159H49L48 158ZM55 156H57V154L55 155ZM60 156V155H59ZM64 155H62V157H63ZM68 156V155H67ZM77 156L76 157H74V158H77ZM94 156V157H93ZM97 156V155H96ZM99 156V155H98ZM146 156V155H145ZM151 156V155H150ZM157 156V157H158ZM2 157V158H3ZM10 157V156H9ZM20 157L21 156H19L18 158V160H20ZM25 157H27V156H25ZM24 157V158H25ZM35 157H32L31 156V159H32V161L35 159ZM46 156H44V158H45ZM61 157V156H60ZM69 157H70V159L72 158L71 157V155H69ZM103 157V156H102ZM105 157H107V156H104V158L103 159H105ZM144 157V156H143ZM149 157V156H148ZM148 157H144V159H146V158H148ZM152 157V156H151ZM155 157V156H154ZM153 157V158H154ZM0 158H1V155H0ZM14 158L15 159H13L14 161L15 160H17V155L16 156H14ZM23 158V157H22ZM23 158V159H24ZM42 159V160H44V162H47L48 160H46L45 161V159ZM58 157H56V159H57ZM68 158V157H67ZM77 158V159H78ZM101 158V157H100ZM6 159H7V157H6ZM5 159V160H6ZM12 159V158H11ZM52 159V158H51ZM55 159V158H54ZM61 159V160H60ZM58 158L57 160H58V162H60V163H62V161L64 162L65 160H63L62 158ZM70 159H68L69 160V162H70ZM73 159V158H72ZM77 160V162L78 161H80V160ZM1 160V159H0ZM12 160V161H13ZM24 160H26V159H24ZM24 160H22L23 162H24ZM29 160V159H28ZM28 160H26V161H28ZM36 160V161H37ZM57 160H51L52 162L54 161H57ZM60 160V161H59ZM87 160H83L82 162V164H81V161H80V165H81V167H84L83 169H85V163L84 162H86ZM138 160V159H137ZM148 160H149V158H148ZM152 160V159H151ZM241 160V159H240ZM242 160H244V159H242ZM2 161H3V159H2ZM8 161H9V159H8ZM22 161H20V162H22ZM26 161H25V163H26ZM36 161H34V163L36 162ZM39 161V160H38ZM50 161V160H49ZM67 161V160H66ZM66 161H65V163H66ZM101 161V160H100ZM107 161V160H106ZM139 161V160H138ZM150 161V160H149ZM5 162V161H4ZM4 162H3V164H4ZM18 162V161H17ZM30 163H32L31 162V160L29 161ZM29 162H27L28 164H30ZM44 162H43V165H44ZM105 162V161H104ZM39 163V162H38ZM50 163V162H49ZM59 163V165H61ZM72 163V162H71ZM70 163V164H71ZM74 163V162H73ZM103 163V162H102ZM107 163V162H106ZM136 163V162H135ZM146 163V162H145ZM145 163H143V165L145 164ZM149 163V162H148ZM151 163V162H150ZM8 164V163H7ZM20 165L22 164V163H19ZM33 164V163H32ZM32 164H31V166H32ZM40 164H42V162H40ZM47 164V163H46ZM55 164V163H54ZM57 164V163H56ZM77 164V163H76ZM75 164V165H76ZM96 164V165H95ZM101 164V163H100ZM152 164V163H151ZM19 165V166H20ZM23 165V164H22ZM25 165H27V164H25ZM24 165V166H25ZM48 165V164H47ZM51 165L53 166V164L51 163ZM69 165V164H68ZM68 165H64L65 167H67ZM73 165V164H72ZM79 165V166H80ZM82 165H84V166H82ZM86 165H87V163H86ZM87 165V166H88ZM108 165V164H107ZM24 166H22V167H24ZM28 166V165H27ZM35 166V165H34ZM34 166H32L33 167V169H34ZM46 166V165H45ZM44 166V167H45ZM51 166V167H52ZM62 166V165H61ZM60 166V167H61ZM70 166V165H69ZM68 166V167H69ZM86 166V169L88 168ZM104 166V165H103ZM149 166V165H148ZM151 166V165H150ZM12 167V166H11ZM10 167V169H12ZM31 167V168H32ZM38 167V170L40 169L39 168V166H36V168ZM40 167H41V165H40ZM43 167V168H44ZM4 168V167H3ZM8 168H9V166H8ZM15 168H17V167H15ZM19 168V167H18ZM26 168V167H25ZM46 168H48V167H46ZM77 168V167H76ZM97 168H98V166H97ZM97 168H95V169H97ZM102 168H104V167H102ZM107 168V167H106ZM4 169H6V168H4ZM28 169V168H27ZM22 170L23 172H25L26 173V171H28V170ZM33 169L31 170L32 172H33ZM53 169V168H52ZM52 169L50 168V170L52 171ZM54 169H55V167H54ZM56 169H59V168H56ZM70 169H73V168H70ZM81 169L82 168H80V171H81ZM82 169V170H83ZM1 170V169H0ZM15 170V169H14ZM20 171H21V168L19 169ZM19 170L18 171H15V172H17L18 174H19ZM43 171H45L46 169L44 168V169H42ZM48 170V169H47ZM49 170V171H50ZM60 170V169H59ZM59 170H57V171H59ZM62 170H64L63 169V167H62ZM68 170V169H67ZM77 170H79V168L77 169ZM89 168H88V172H89ZM93 170V169H92ZM36 171V173H37V170H35ZM34 171V172H35ZM42 171V173H41V171H40V173L41 174H45L44 172ZM48 171V173L47 174H49L50 172ZM56 170H55V173L57 172ZM69 171V170H68ZM84 171V170H83ZM6 172H8V171H6ZM11 172V171H10ZM8 172V174L10 175L11 173H13V172ZM22 172V173H23ZM54 172V171H53ZM53 172H51V174L53 173ZM60 172V171H59ZM63 172H65V170L63 171ZM70 172H72V174L73 173H75L76 175H77V173H76V171L75 172H73V171H70ZM67 173V171H66V173H64L65 175H63V177L64 176H66V175H68V176H70V175H72L71 173ZM85 172H87V170H85L84 171V173ZM88 172L86 173L87 175H85V176H87V178H90V177H93L92 175H88ZM91 172H93V171H91ZM102 172V171H101ZM138 172V171H137ZM136 172V173H137ZM24 173V174H25ZM28 174H30L31 172H27ZM38 173H39V171H38ZM39 173V175H41ZM84 173H81V175L79 174V176L81 177H83L84 178V175H82V174H84ZM102 173H104V172H102ZM135 173V174H136ZM3 174H4V172H3ZM7 174V173H6ZM8 174H7V176H3L4 178L5 177H7L8 178V180H9V177H11V176H8ZM16 174V173H15ZM23 174V175H24ZM31 174H33V173H31ZM35 174V173H34ZM70 174V175H69ZM106 174H108V173H106ZM12 176H14V173L13 174H11ZM56 175V174H55ZM61 175V174H60ZM75 175V176H76ZM104 175H105V173H104ZM29 176V175H28ZM28 176H26L27 178V180L29 179V177ZM31 176V175H30ZM35 176H37V174H35ZM46 176V174L44 175V177ZM58 176V175H57ZM96 176V175H95ZM95 176L93 177V179L95 178ZM108 176V175H107ZM133 176H135L134 178L136 179V175H134L133 174ZM24 177H25V175H24ZM32 177V176H31ZM40 177H43L42 175L40 176ZM77 177V176H76ZM79 177V179H81ZM13 178V177H12ZM15 178H17V176L15 177ZM33 178H34V176H33ZM46 178H47V176H46ZM59 178V177H58ZM66 178H68V177H66ZM72 178V177H71ZM86 178V177H85ZM133 178V179H134ZM1 179V178H0ZM36 179V178H35ZM34 179V180H35ZM38 179V178H37ZM42 179L43 180H46V179H44V178H40L39 180L40 181H42ZM62 179V178H61ZM73 179V178H72ZM72 179H69L68 178V180H72ZM78 179V178H77ZM78 179V180H79ZM134 179V180H135ZM142 178H140V179H137L138 181L139 180H141ZM14 180V179H13ZM23 180L24 181H21L23 184H20V189L19 190H22V192H23V189H21L23 186H24V184L25 183H27V182H25V179L23 178ZM30 180V179H29ZM28 180V181H29ZM63 180H65V179H63ZM67 180V181H68ZM78 180L76 181L77 183H78ZM83 180V179H82ZM81 180V181H82ZM86 180V179H85ZM90 180H91V178H90ZM136 180V181H137ZM143 180V179H142ZM17 181V180H16ZM31 181V180H30ZM29 181V182H30ZM59 181V180H58ZM87 181H88V179H87ZM87 181H84V182H81V183H84V185H87V184H85V183H87ZM3 182V181H2ZM21 182H19V183H21ZM32 182V181H31ZM63 182V181H62ZM65 182H66V180H65ZM71 182V181H70ZM70 182H68V183H70ZM74 182H75V180H74ZM80 182V181H79ZM90 182H93V180L92 181H90ZM132 182V181H131ZM135 182V181H134ZM5 184H6V182H4ZM19 183H18V185L16 186V187H18L19 186ZM37 183V182H36ZM35 182L33 183V184H36ZM67 183V182H66ZM72 183V182H71ZM70 183V186L72 187V184ZM136 183H137V186L138 187H135V185H136ZM141 183L142 182H140V185H141ZM238 183L239 184H242L241 183V181L239 180L238 181ZM237 182H234L233 184H232V198L231 199H238L239 197H240V188H239V184H238ZM5 184H4V186H5ZM32 183H31V187H33V186H35V185H33ZM75 184V183H74ZM14 185V184H13ZM21 185H22V187H21ZM29 185L30 184H27V186L25 187V188H27V187H29ZM57 185V184H56ZM59 185V184H58ZM63 185V184H62ZM76 185V184H75ZM79 185H80V183H79ZM84 185H82V186H84ZM139 182H135L134 183V187H135V190L137 191V192H139L138 190H137V188H139ZM38 186V185H37ZM37 186H36V188H37ZM40 186V185H39ZM38 186V187H39ZM61 186V185H60ZM63 186H67V185H63ZM62 186V187H63ZM69 186V185H68ZM68 186L66 187V188H68ZM70 186H69V188H70ZM76 186H78V185H76ZM81 186V185H80ZM7 187H9L8 185H7ZM6 186H5V188H3V189H6L7 188ZM15 187V188H16ZM40 187H43L42 185L40 186ZM75 187V186H74ZM25 188H24V190H25ZM35 188V189H36ZM49 188V187H48ZM57 188V187H56ZM60 188V187H59ZM59 188H57V189H59ZM73 188V187H72ZM77 188V190L79 189L78 187H76ZM81 188V187H80ZM39 189V188H38ZM64 189V188H63ZM141 188H139V190H140ZM16 190H18V188L16 189ZM18 190V191H19ZM37 190V189H36ZM42 190V189H41ZM68 190H70V189H68ZM74 190H75V188H74ZM81 191V190H80ZM79 191V192H80ZM141 192H142V190H140ZM6 192H7V189H6ZM6 192L4 193V191H3V194L5 195L6 194ZM10 192V190L8 191V193ZM25 192H26V190H25ZM27 192H29V189H28V191ZM44 192H45V190H44ZM70 192H72V191H70ZM69 192V193H70ZM75 192V191H74ZM78 192V193H79ZM96 192V191H95ZM136 192V193H137ZM18 193H21L20 191L18 192ZM60 193V192H59ZM67 193V192H66ZM81 193V192H80ZM79 193V194H80ZM88 193V192H87ZM135 193V194H136ZM140 193V192H139ZM139 193H137V194H139ZM158 193H162V191H156V192H154V194L157 196L158 195ZM43 194V193H42ZM62 194H64V193H62ZM71 194V193H70ZM141 194V193H140ZM8 195V194H7ZM11 195V196H10ZM9 196L10 197H12V194H10ZM24 197H25V194L23 193L22 194ZM58 195V194H57ZM60 195V194H59ZM66 195V194H65ZM81 195V194H80ZM85 195V194H84ZM98 195H99V193H98ZM161 195H163V193L161 194ZM161 195H159V196H161ZM61 196V195H60ZM69 196H71V195H69ZM92 197H93V195H91ZM6 197H8V196H6ZM9 197V198H10ZM22 197V196H21ZM23 197V198H24ZM55 197V196H54ZM78 196H76V198H77ZM80 197H82V196H80ZM96 197V196H95ZM102 197V196H101ZM25 198H28L27 196L25 197ZM60 198V197H59ZM71 198V197H70ZM69 198V199H70ZM75 198V199H76ZM98 198H99V196H98ZM6 199H8V198H6ZM15 199V198H14ZM13 199V200H14ZM57 199V198H56ZM68 199V198H67ZM68 199V200H69ZM94 199V198H93ZM104 199H105V196L103 197V202H102V204L103 203H105L106 201H104ZM10 200V199H9ZM30 200V199H29ZM28 200V201H29ZM61 200V199H60ZM64 200V199H63ZM79 200V199H78ZM81 200V199H80ZM97 200H99V199H97ZM102 200V199H101ZM8 201V200H7ZM7 201H5V202H7ZM24 201H26L27 202V199H25ZM34 201H35V199H34ZM58 201V200H57ZM73 201V200H72ZM84 201V200H83ZM82 201V202H83ZM86 201V200H85ZM100 201V200H99ZM31 202V201H30ZM87 202V201H86ZM85 202V203H86ZM89 202V201H88ZM94 202V201H93ZM11 203L13 204V201H12V198H11V200H10V203H7V205L8 204H10V207H11ZM17 203V202H16ZM28 203V202H27ZM77 203V202H76ZM80 203V202H79ZM30 204V203H29ZM44 204V203H43ZM71 204V203H70ZM69 204V205H70ZM83 204V203H82ZM31 205V204H30ZM34 205V204H33ZM32 205V206H33ZM2 206H5L4 204L2 205ZM225 209L228 211V215H227V219L228 220H231V219H234V220H240V219H245L246 218V213H245V210L243 209V207L241 206V205H234L232 202H230V203H226L225 204ZM0 207H1V205H0ZM10 207H8V208H10ZM58 207V206H57ZM71 207V206H70ZM4 207H2L1 209H3ZM11 208H13V205H12V207ZM10 208V210H11V212H14V211H12V210H14V209H11ZM67 208V207H66ZM106 208V207H105ZM0 209V210H1ZM6 209H7V207H6ZM65 209V208H64ZM63 209V210H64ZM100 209V208H99ZM103 209V208H102ZM7 210H9V209H7ZM19 210V209H18ZM62 210V209H61ZM70 210V209H69ZM101 210V209H100ZM107 210V209H106ZM105 210V211H106ZM4 211V210H3ZM2 211V212H3ZM98 211V210H97ZM63 212V211H62ZM70 212V211H69ZM89 212H91L90 210H89ZM8 213H10V211L8 212H6V215L8 214ZM42 213V212H41ZM87 213V212H86ZM2 214H5V212H3ZM13 215H14V213H12ZM63 214L64 215H67L66 213H64L63 212ZM71 214V213H70ZM69 214V215H70ZM90 214V213H89ZM89 214H87V215H89ZM91 214H93V213H91ZM95 214V213H94ZM5 215V216H6ZM40 215H42V214H40ZM61 215V214H60ZM68 215V216H69ZM76 215V214H75ZM2 216V215H1ZM4 216V217H5ZM7 216H9V215H7ZM67 216V217H68ZM78 216V215H77ZM77 216H76V219H77ZM3 217V218H4ZM92 217H94L93 215H92ZM0 218H2V217H0ZM8 218V217H7ZM14 218V217H13ZM40 218V217H39ZM91 218V217H90ZM11 220H13L12 218H10ZM66 219V218H65ZM71 219H74V218H72V216H71ZM80 219V218H79ZM81 219H83V218H81ZM87 219V218H86ZM85 219V220H86ZM4 221H2V219L0 220V221H2V223H4L5 221H6V219H3ZM69 220V219H68ZM67 220V221H68ZM88 220H89V218H88ZM94 220H96V218L94 219ZM9 221V220H8ZM8 221H6V222H8ZM79 221V220H78ZM90 221V220H89ZM65 222H66V220H65ZM88 222V221H87ZM93 222V221H92ZM2 223H0V224H2ZM64 223V222H63ZM67 223V222H66ZM78 224V223H77ZM83 224H84V222H83ZM90 224V223H89ZM264 224V222L263 221H260V225H263ZM3 225V224H2ZM67 225V224H66ZM75 225V224H74ZM81 225V224H80ZM97 225H99V224H97ZM70 226V225H69ZM50 227V226H49ZM55 227V226H54ZM58 227V226H57ZM75 227V226H74ZM89 227V226H88ZM99 227V226H98ZM34 228H35V226H34ZM39 228V227H38ZM66 228H68V227H66ZM77 228V227H76ZM80 228V227H79ZM91 228H92V226H91ZM36 229V228H35ZM41 229V228H40ZM55 229V228H54ZM62 229V228H61ZM69 229L70 230H72L70 227H69ZM85 229V228H84ZM84 229H82V230H84ZM89 229V228H88ZM58 230H60V229H58ZM64 230V229H63ZM69 230V231H70ZM91 230V229H90ZM3 231V230H2ZM35 231V230H34ZM51 231V230H50ZM57 231V230H56ZM85 231V230H84ZM87 231V230H86ZM41 232V231H40ZM59 232V231H58ZM87 232H89V231H87ZM4 233V232H3ZM84 233V232H83ZM82 233V234H83ZM90 233H92L91 231H90ZM94 233V232H93ZM92 233V234H93ZM0 234H1V232H0ZM51 234V233H50ZM62 234V233H61ZM80 234V233H79ZM88 234V233H87ZM3 235V234H2ZM36 235V234H35ZM53 235V234H52ZM59 235H60V233H59ZM58 235V236H59ZM85 235V234H84ZM51 236V235H50ZM57 236V235H56ZM70 236V235H69ZM74 236V235H73ZM89 235H87L86 237H88ZM53 237H55V236H53ZM52 237V238H53ZM60 237V236H59ZM49 239H51L50 237H48ZM61 238V237H60ZM75 238H76V236H75ZM82 238H84V237H82ZM89 238H90V236H89ZM2 239V238H1ZM69 239V238H68ZM39 240V239H38ZM61 240V239H60ZM44 241V240H43ZM67 241V240H66ZM80 241V240H79ZM48 242V241H47ZM78 242V241H77ZM82 243V242H81ZM47 244V243H46ZM76 244V243H75ZM5 245V244H4ZM65 245V244H64ZM70 245V244H69ZM78 245H79V243H78ZM2 246V245H1ZM54 246H55V244H54ZM3 247V246H2ZM40 248V247H39ZM54 248V247H53ZM56 248V247H55ZM59 248V247H58ZM76 248V247H75ZM47 249V248H46ZM49 249H52V248H48L47 250H49ZM67 249V248H66ZM65 249V250H66ZM4 250V249H3ZM44 250V249H43ZM59 250V249H58ZM61 250V249H60ZM9 251H10V249H9ZM52 251V250H51ZM51 251H49V252H51ZM56 251V250H55ZM55 251H53V252H55ZM61 251H63V250H61ZM6 252H7V250H6ZM6 252H4V253H6ZM59 252V251H58ZM66 252V251H65ZM8 253H10V252H8ZM44 253V252H43ZM56 253V252H55ZM66 253H68V252H66ZM65 253V254H66ZM12 254V253H11ZM14 254V253H13ZM51 254L53 255V253H50L49 255H50V257H51ZM61 254H62V252H61ZM47 255V254H46ZM46 255H44V256H46ZM57 255H59L60 256V254L59 253H57ZM56 255V257H58ZM2 256V255H1ZM9 256H10V254H9ZM54 256V255H53ZM64 256V255H63ZM62 256V257H63ZM4 257V256H3ZM6 257V256H5ZM47 258H49V257H47ZM64 258V257H63ZM63 258H62V261H63ZM66 258V257H65ZM45 259V258H44ZM59 259V258H58ZM0 260H1V258H0ZM51 260H52V258H51ZM60 260V259H59ZM3 261V260H2ZM46 261H48V260H46ZM158 261V260H157ZM157 261H155V262H157ZM9 262V261H8ZM61 262V261H60ZM146 262V261H145ZM159 262H160V260H159ZM3 263V262H2ZM1 263V264H2ZM65 263H66V261H65ZM142 263H144V262H142ZM146 263H148V262H146ZM52 264V263H51ZM63 264V263H62Z\"/></svg>","mask_w":264,"mask_h":264}]
</instances>
